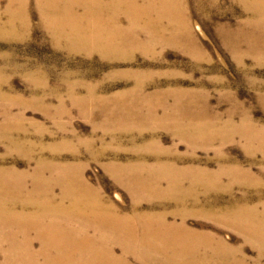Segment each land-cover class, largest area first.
<instances>
[{
    "label": "rangeland",
    "instance_id": "374dc122",
    "mask_svg": "<svg viewBox=\"0 0 264 264\" xmlns=\"http://www.w3.org/2000/svg\"><path fill=\"white\" fill-rule=\"evenodd\" d=\"M190 1L198 45L183 39L185 48L180 42L157 43L104 56L57 43L42 25L38 0H15L29 10L30 22L26 27L18 20L11 27L7 16L10 0H0V168L32 174L40 158L56 156L74 164L106 203L125 214L133 210V197L110 166L144 162L154 174L164 175V189L167 177L184 174L180 181L186 190L192 179L198 180L197 192H190V198L196 195L201 204L195 207L189 200L193 213L188 225L238 245L240 236L234 230L194 214L211 209L215 199L219 207L240 203L262 208L264 54L249 53L244 43L238 40L236 47L229 40V33L249 17L239 0H206L201 13L195 12ZM78 12L83 13V7ZM144 35L142 42L147 41ZM139 79L146 94L192 92L198 101L196 113L201 121L210 123L211 130L193 140L176 133L173 119L189 121L191 107L186 101L176 103L173 95L147 101L138 111L141 116L106 117L109 108L123 109L134 103L132 94ZM100 99L106 100L103 106L94 103ZM245 116L258 136H246ZM10 139L25 145L12 148ZM28 185L31 188L32 179ZM142 209L149 211L151 206L144 203ZM71 224L75 226L77 221ZM4 234L0 229V241ZM30 236L34 249L40 250L35 233ZM2 247L0 264L9 253L7 246ZM244 253L251 259L247 264H258L254 249L247 246Z\"/></svg>",
    "mask_w": 264,
    "mask_h": 264
},
{
    "label": "bare ground",
    "instance_id": "6f19581e",
    "mask_svg": "<svg viewBox=\"0 0 264 264\" xmlns=\"http://www.w3.org/2000/svg\"><path fill=\"white\" fill-rule=\"evenodd\" d=\"M239 1L249 17L229 33V40L236 47L238 40L244 43L249 53L264 54V0ZM190 3V0H38V10L42 25L52 32L57 43L65 42L71 48H86L91 53L108 56L157 43L180 42L185 48L183 39L198 45L191 26ZM192 3L196 13L203 12L207 6L206 0ZM80 7H83L81 14ZM7 16L11 27L18 20L26 27L29 25V10L19 7L15 0H10ZM142 34L147 41L142 42ZM145 89L140 80L132 94L134 103L123 109L109 108L106 117L141 116L138 111L144 109L147 101L173 95L176 103L186 101L191 107L186 118L189 121L181 123L173 119L176 133L193 140L211 130L210 123L201 121L196 113L198 101L192 92H168L165 96L159 92L146 94ZM104 102L100 99L94 103L103 106ZM245 126L249 129L246 136L260 134L248 116ZM9 141L12 148L25 145L14 139ZM53 151L57 152L54 148ZM110 169H114L118 182L132 194L131 213L125 214L106 203L74 164L56 156L40 158L32 174L0 168V229L6 233L0 241V252L2 246L9 248L4 264H247L251 260L244 253L247 246L257 252L256 263L263 264V202L262 208L240 203L219 207L220 202L215 199L211 209L195 212V216L234 230L240 236V243L233 246L217 234L188 225L193 213L188 202L192 200L195 207L200 204L196 195L190 198V192L199 186L196 178L186 190L180 181L184 174L167 177L168 187L164 189V175L154 174L153 168L144 162L112 165ZM29 179H32L31 188ZM144 203L151 210L144 211ZM216 204L219 209L213 208ZM45 218L50 222L41 221ZM62 219L67 223L61 222ZM73 221H77L75 226L71 224ZM31 233L41 242L40 250L34 249Z\"/></svg>",
    "mask_w": 264,
    "mask_h": 264
}]
</instances>
